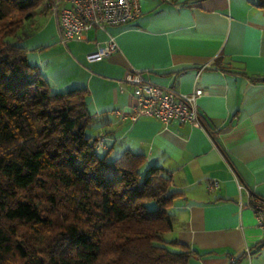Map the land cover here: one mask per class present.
<instances>
[{
	"label": "crops",
	"instance_id": "0c3cea01",
	"mask_svg": "<svg viewBox=\"0 0 264 264\" xmlns=\"http://www.w3.org/2000/svg\"><path fill=\"white\" fill-rule=\"evenodd\" d=\"M141 3L133 22L92 29L70 49L82 71L74 82L88 90L89 133L113 152L143 154L165 169L181 194L170 239L179 243L174 250L195 252L191 264H264V232L252 207L264 198L263 0ZM110 36L118 51L89 63ZM133 71L196 94L201 125L117 117L114 111H128L133 87L125 79Z\"/></svg>",
	"mask_w": 264,
	"mask_h": 264
},
{
	"label": "trees",
	"instance_id": "16d2710c",
	"mask_svg": "<svg viewBox=\"0 0 264 264\" xmlns=\"http://www.w3.org/2000/svg\"><path fill=\"white\" fill-rule=\"evenodd\" d=\"M48 1L0 0V264H191L165 169L109 150L88 90L54 94L30 63L18 37Z\"/></svg>",
	"mask_w": 264,
	"mask_h": 264
},
{
	"label": "built area",
	"instance_id": "2783aa9c",
	"mask_svg": "<svg viewBox=\"0 0 264 264\" xmlns=\"http://www.w3.org/2000/svg\"><path fill=\"white\" fill-rule=\"evenodd\" d=\"M46 7L56 20L64 44L70 40H85L92 29L106 30L129 24L143 13L141 0H49ZM117 51L116 38L110 36L97 51L87 55V61L101 62ZM125 83L133 87V93L128 111H114L120 119L135 122L139 118L148 117L164 125H201L196 94L184 95L171 88L160 87L146 79L140 71L130 72ZM254 203L256 205L252 207L264 232V201L258 198ZM236 263V259L230 260V264Z\"/></svg>",
	"mask_w": 264,
	"mask_h": 264
},
{
	"label": "rangeland",
	"instance_id": "374dc122",
	"mask_svg": "<svg viewBox=\"0 0 264 264\" xmlns=\"http://www.w3.org/2000/svg\"><path fill=\"white\" fill-rule=\"evenodd\" d=\"M55 21L50 13L38 14L26 24L18 37L22 38L20 43L28 48L30 63L39 66L49 78L54 94L78 88L80 85L74 82V77L82 73L75 68L79 64L70 58V49L80 41L70 40L67 45L62 44Z\"/></svg>",
	"mask_w": 264,
	"mask_h": 264
}]
</instances>
